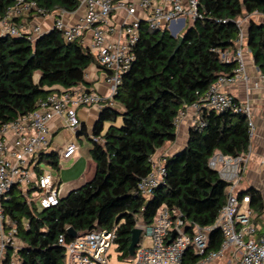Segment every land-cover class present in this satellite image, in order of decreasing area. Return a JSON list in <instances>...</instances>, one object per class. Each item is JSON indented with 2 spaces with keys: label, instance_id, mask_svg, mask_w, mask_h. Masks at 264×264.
Returning a JSON list of instances; mask_svg holds the SVG:
<instances>
[{
  "label": "trees",
  "instance_id": "obj_1",
  "mask_svg": "<svg viewBox=\"0 0 264 264\" xmlns=\"http://www.w3.org/2000/svg\"><path fill=\"white\" fill-rule=\"evenodd\" d=\"M16 1L0 0V17ZM36 1L49 14L57 9L74 12L79 7L78 0ZM199 10L204 18L189 22L180 35L179 48V35L173 37L167 28L154 31L142 23L133 48L135 60L123 74L114 98L121 109L104 106L92 131L91 155L97 171L91 181L46 209L35 201L37 186L27 192L11 189L4 207L18 222L21 245L7 249L2 264H10L13 255L19 264H64L65 249L59 238L63 235L71 240L70 227L80 236L115 225L119 226L117 251L126 261L131 258L132 230L139 224H152L163 205L173 215L182 214L184 231L190 235L195 224H215L226 204L229 183L209 161L216 152L250 153L248 118L241 112L202 107L199 117L205 125L192 126L185 147L163 157L164 181L149 197L138 191L140 179L151 171V158L168 142L176 141L180 111L200 103L220 76L234 74L237 62L222 61L218 50H236L237 20L245 15L250 16L245 43L264 75V21L256 19V15L264 16V0H200ZM93 63L102 67L89 47L81 41L66 42L57 29L35 40L0 36V127L35 110L39 98L84 85ZM106 122H110L107 129ZM57 157L56 152L44 153L40 162L57 166ZM36 170L38 174L43 171L39 165ZM243 195L250 196L258 221L264 210L262 194L252 187L239 193ZM221 242V230L210 231L206 252L218 250ZM202 257L190 244L182 264H196Z\"/></svg>",
  "mask_w": 264,
  "mask_h": 264
},
{
  "label": "built area",
  "instance_id": "obj_2",
  "mask_svg": "<svg viewBox=\"0 0 264 264\" xmlns=\"http://www.w3.org/2000/svg\"><path fill=\"white\" fill-rule=\"evenodd\" d=\"M200 0H78L79 7L84 8L80 19L68 23L63 16L68 11L57 9L49 14L39 6L36 0H17L7 7L0 17V36L26 37L35 40L43 32L39 25L25 26L17 24L18 19H27L31 15L46 17L54 15L53 29L60 31L66 42H83L86 33L92 34V49L98 62L108 71L107 81L110 84L111 96L104 97L89 92L84 87L62 89L52 92L37 101L36 109L5 123L0 127V264L9 248L18 249L21 245L18 238V222L11 218L5 210L4 200L9 192L17 187L27 192L33 186L38 187L34 194L40 209L51 208L60 201L57 180L53 173L43 170L38 174L40 155L47 152L51 143L50 122L55 117L65 119L66 126L74 133L82 132L83 124L78 115L82 106L114 105L115 95L122 83L123 74L129 70L135 54L133 48L140 35V28L146 22L154 31L167 28L171 33H180L189 22L204 18L199 10ZM116 11H125L126 16L121 23L112 21ZM69 13V12H68ZM243 17L237 20L239 32L235 51L218 50L222 61L237 62L234 74L222 75L210 85L204 99L193 106L199 112L202 107L217 112L232 110L241 112L248 118L251 138L255 133L251 106L248 102H240L234 95L222 91L226 84H233L240 79H248L243 57L245 44V28ZM113 37V40L110 38ZM264 80V75H262ZM180 111L177 124L183 117ZM200 117L193 126H204ZM95 140H101L94 137ZM76 142H68L59 151L62 159L72 158L78 151ZM250 161L247 155L231 156L216 152L209 161V166L216 170L220 178L229 183L226 204L221 209L216 222L212 226L193 227V234L184 231L185 222L180 212L174 215L166 205L161 206L150 225L141 226L143 232L151 238V246L139 245L135 255L126 260L129 264H182L186 249L190 244L196 248L198 255L203 256L196 264H206L223 258L226 252L234 249L238 264H264V225L255 220L250 206L249 195L239 196L236 191L243 173ZM264 165V160L262 161ZM151 171L138 183V191L149 197L164 181L167 174L165 160L160 156L151 158ZM264 218V210L262 212ZM119 226L94 230L76 238L66 240L62 235L59 244L65 249L64 264H111L109 253L114 247L117 251ZM177 235L170 241L173 230ZM219 229L222 242L218 250L207 251L209 232ZM117 256L121 253L117 251ZM10 264H19L16 255Z\"/></svg>",
  "mask_w": 264,
  "mask_h": 264
},
{
  "label": "crops",
  "instance_id": "obj_3",
  "mask_svg": "<svg viewBox=\"0 0 264 264\" xmlns=\"http://www.w3.org/2000/svg\"><path fill=\"white\" fill-rule=\"evenodd\" d=\"M83 13L84 8L80 7L74 12L65 13L63 19L68 23H74L80 19ZM125 16V11H116L112 15V21L119 24ZM243 18L245 19L244 28H247L250 16L245 15ZM256 19L258 21H264V16L256 15ZM54 21V15H48L46 17L31 15L27 19L16 20L19 25H39L43 34L53 30ZM110 38L113 40L112 36ZM83 44L92 49V34L90 32L86 33L83 38ZM243 57L248 79H240L233 84H226L222 87V91L234 95L240 102H248L251 106L252 119L256 129L251 138L250 161L243 173L240 182L242 186L239 193L255 187L260 191L264 200V165L262 164L264 160V80L262 78V72L254 63L252 53L248 46ZM107 74L108 71L103 66L101 67L98 63H93L87 69V82L82 86L89 92L110 97L111 88L107 81ZM104 106L106 105L82 106L78 108V115L83 124L82 132L78 135L74 134L66 126L65 119L62 117H55L50 122L51 143L46 154L56 152L58 154V165L54 166L47 163L48 166L44 169L42 168V170L51 171L55 176L60 198L66 197L71 191L82 187L91 181L96 174L97 164L91 155V149L93 147L91 135ZM112 106L121 109L115 100ZM182 111L184 115L177 124L176 141L168 142L155 156L164 157L172 155L185 147L190 128L193 126L194 120L199 117V112L193 105L188 106ZM120 121L119 119L118 123ZM109 125L110 122H106L105 129ZM82 134H86L88 140H82ZM70 141L78 144V151L72 158L62 159L59 151ZM125 262L128 263V261Z\"/></svg>",
  "mask_w": 264,
  "mask_h": 264
},
{
  "label": "rangeland",
  "instance_id": "obj_4",
  "mask_svg": "<svg viewBox=\"0 0 264 264\" xmlns=\"http://www.w3.org/2000/svg\"><path fill=\"white\" fill-rule=\"evenodd\" d=\"M187 26H189V23L187 24ZM187 29V27L185 28ZM185 29H183L180 33H178L177 35H183L185 33ZM246 49H247V45L246 43L244 44V47H243V54L246 53ZM36 79L38 80L39 79V73L36 74ZM81 139L82 140H88V136L86 134H82L81 135ZM93 143V141H92ZM48 166L47 164V161L46 160H43L41 163H40V167L41 168H46ZM242 186V183L239 184V186L237 187L236 191L239 192L240 188ZM258 214V211H254V215L253 217H255L256 215ZM259 220L258 222L262 225H264V218L263 216L260 214L259 215ZM138 226L141 227V224H139ZM151 238L145 234V232H142V235H141V240H140V244H144L145 246H151ZM109 258H110V262L111 264H129L125 261H122L120 257L117 256V251L114 247H112L110 253H109ZM238 258L234 255V249L232 248L231 250L229 249L225 256L223 258H218L214 261H210V262H207L206 264H238Z\"/></svg>",
  "mask_w": 264,
  "mask_h": 264
},
{
  "label": "water",
  "instance_id": "obj_5",
  "mask_svg": "<svg viewBox=\"0 0 264 264\" xmlns=\"http://www.w3.org/2000/svg\"><path fill=\"white\" fill-rule=\"evenodd\" d=\"M171 35L173 37H176L175 33H171ZM182 42H183V36H180L177 48H179L181 46ZM142 232H143V229L140 226H136L132 230L131 244L129 246V255L131 257H133L135 255L136 249L138 248V246L140 244ZM68 234L71 236V238H76L78 236V232L73 227H70L68 229ZM176 235H177V230L174 229L172 232V236H171L170 241H173V239Z\"/></svg>",
  "mask_w": 264,
  "mask_h": 264
}]
</instances>
